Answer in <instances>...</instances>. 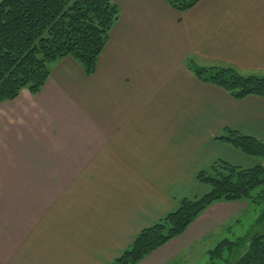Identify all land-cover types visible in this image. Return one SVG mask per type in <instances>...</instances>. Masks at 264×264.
Masks as SVG:
<instances>
[{"label":"crops","instance_id":"1","mask_svg":"<svg viewBox=\"0 0 264 264\" xmlns=\"http://www.w3.org/2000/svg\"><path fill=\"white\" fill-rule=\"evenodd\" d=\"M111 1L92 75L63 57L39 92L0 102V264H108L223 159L224 128L264 141V97L235 100L186 65L264 76V0ZM249 208L211 204L138 264H186Z\"/></svg>","mask_w":264,"mask_h":264},{"label":"trees","instance_id":"2","mask_svg":"<svg viewBox=\"0 0 264 264\" xmlns=\"http://www.w3.org/2000/svg\"><path fill=\"white\" fill-rule=\"evenodd\" d=\"M200 0H165L177 12L186 11ZM119 7L111 0H0V102L14 99L26 88L35 94L50 74V64L70 56L86 75L95 72L110 30L118 20ZM198 80L223 88L233 99L249 95L264 97V76L242 75L230 66L199 67L186 59ZM215 140L240 152L264 160V141L224 128ZM196 180L210 190L200 197H184L178 207L152 225L140 230L130 246L108 264H138L145 256L186 228L211 204L247 201L264 205V165L242 167L223 159L200 170ZM259 226L247 242L246 251L233 264H264V206ZM237 241L221 240L208 251L210 262L227 261ZM226 255V256H225Z\"/></svg>","mask_w":264,"mask_h":264},{"label":"rangeland","instance_id":"3","mask_svg":"<svg viewBox=\"0 0 264 264\" xmlns=\"http://www.w3.org/2000/svg\"><path fill=\"white\" fill-rule=\"evenodd\" d=\"M214 141H217L215 144H221L216 149V152L219 154V156L235 165L242 167H248L254 164L264 165V160L262 158L248 156L233 148L229 144H222L218 140ZM205 157L206 155L202 157V160ZM215 160H217V158H214L205 166L203 165L204 167L202 166V169H208L211 163ZM209 190L210 186L208 184L201 183L195 180L194 186L191 189V193L187 197H200L203 194L207 193ZM263 206L264 205L261 204H250V208L244 212V215L240 218V221H235V223L231 226H225L222 230L219 231L218 234L215 231L216 234H214L211 239L204 240L202 243L195 245L193 250L194 252L190 255L189 260L186 262V264H206L210 262L211 259L208 251L224 239H227L229 241H237L238 243L230 253H228L227 250H224L225 254H229L226 262L223 260H216L214 264H233L236 259L246 251L247 242L252 234L259 230V226L256 223V220ZM7 229L8 224H5V230Z\"/></svg>","mask_w":264,"mask_h":264}]
</instances>
